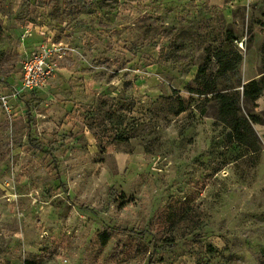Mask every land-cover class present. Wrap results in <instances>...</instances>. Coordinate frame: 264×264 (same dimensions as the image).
Wrapping results in <instances>:
<instances>
[{
	"label": "rangeland",
	"instance_id": "rangeland-1",
	"mask_svg": "<svg viewBox=\"0 0 264 264\" xmlns=\"http://www.w3.org/2000/svg\"><path fill=\"white\" fill-rule=\"evenodd\" d=\"M41 45L47 84L0 103V264H264V0H0V92Z\"/></svg>",
	"mask_w": 264,
	"mask_h": 264
},
{
	"label": "trees",
	"instance_id": "trees-1",
	"mask_svg": "<svg viewBox=\"0 0 264 264\" xmlns=\"http://www.w3.org/2000/svg\"><path fill=\"white\" fill-rule=\"evenodd\" d=\"M240 60V55H237L236 61ZM218 72L221 74L226 73L228 70H233L235 64L227 58H219ZM206 67L201 66L198 70L197 78L204 79ZM264 78V75L262 76ZM259 82L256 80H250L243 86V92L241 98L245 100L253 99V92L258 89ZM201 91L205 93H213V97L216 99L218 107L217 118L220 122L229 127L227 138L230 141L240 142L252 151L258 149L259 137L254 130L253 125L259 123L260 119L257 115L240 113V95L235 92H215L213 87V81H205Z\"/></svg>",
	"mask_w": 264,
	"mask_h": 264
},
{
	"label": "built area",
	"instance_id": "built-area-1",
	"mask_svg": "<svg viewBox=\"0 0 264 264\" xmlns=\"http://www.w3.org/2000/svg\"><path fill=\"white\" fill-rule=\"evenodd\" d=\"M59 52L57 47L41 45L31 56L22 61L19 82L11 87H3L0 92V103L6 110L11 111L14 103L24 94L31 93L47 84L56 68L51 57Z\"/></svg>",
	"mask_w": 264,
	"mask_h": 264
}]
</instances>
